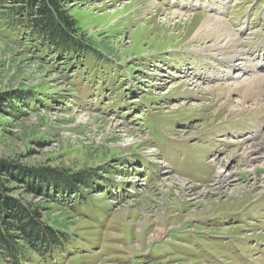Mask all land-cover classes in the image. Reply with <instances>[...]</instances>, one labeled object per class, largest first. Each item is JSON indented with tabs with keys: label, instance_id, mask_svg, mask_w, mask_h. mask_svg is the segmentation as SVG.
Wrapping results in <instances>:
<instances>
[{
	"label": "rangeland",
	"instance_id": "rangeland-1",
	"mask_svg": "<svg viewBox=\"0 0 264 264\" xmlns=\"http://www.w3.org/2000/svg\"><path fill=\"white\" fill-rule=\"evenodd\" d=\"M131 1L65 7L96 49L81 75L0 28V97L22 99L0 157L95 173L60 195L78 238L53 264H264V0ZM254 77L243 108L223 87Z\"/></svg>",
	"mask_w": 264,
	"mask_h": 264
},
{
	"label": "trees",
	"instance_id": "trees-1",
	"mask_svg": "<svg viewBox=\"0 0 264 264\" xmlns=\"http://www.w3.org/2000/svg\"><path fill=\"white\" fill-rule=\"evenodd\" d=\"M72 1L0 0V28L10 30L13 40L20 41L25 49L37 51L62 69L74 67L81 75L96 49L78 32L75 20L66 12L65 7ZM6 95L0 97V110L5 101L10 107H14L12 101L22 102L18 96L8 100L10 93ZM94 176L91 171L73 172L65 166L31 165L0 157V264H53L68 253L78 237L60 221L67 215L60 195L71 191L70 199L83 203L79 189L92 187ZM50 204L58 207L57 215L50 214ZM71 204L73 208L75 202Z\"/></svg>",
	"mask_w": 264,
	"mask_h": 264
},
{
	"label": "bare ground",
	"instance_id": "bare-ground-1",
	"mask_svg": "<svg viewBox=\"0 0 264 264\" xmlns=\"http://www.w3.org/2000/svg\"><path fill=\"white\" fill-rule=\"evenodd\" d=\"M141 2V0H132L130 2L131 5H134V7H138L139 6V3ZM129 3V2H127ZM154 3V2H153ZM128 4V6L130 5ZM148 4H152L150 1L148 2ZM146 4V5H148ZM155 5V4H154ZM124 8L126 6H123ZM122 7V8H123ZM132 7V6H131ZM117 9V8H116ZM141 9V8H140ZM139 10V9H137ZM142 10V9H141ZM131 12V11H130ZM134 12V11H133ZM132 12V14H133ZM139 12V11H138ZM141 12V11H140ZM114 13L116 12H113L112 15H114ZM119 13V12H118ZM135 14V13H134ZM168 16L170 15L171 18H173L174 16H178V17H181L182 14L179 13V12H176V11H171V12H168L167 13ZM181 15V16H180ZM156 16V15H155ZM191 16V15H190ZM169 17V18H170ZM194 17V16H193ZM166 18V17H165ZM187 19V18H186ZM147 20V19H146ZM166 20V19H164ZM190 20V19H189ZM192 20V18H191ZM167 21V20H166ZM169 21V20H168ZM190 22V21H189ZM180 27V26H179ZM207 29V23L206 21H202V23L198 26L197 30L195 31L194 35L196 36H200L201 34H203ZM260 82V78L259 77H254V78H248V79H244L243 81L237 83V84H234V85H230V84H227L225 87V91H233L236 87L240 86V87H243V97H242V101H241V104L243 106V108H246L245 107V100L246 99H249L251 97V95H253V89L254 87H256ZM219 88V87H218ZM219 90V89H218ZM223 89L220 88V91H222ZM260 100V99H259ZM235 140H233L234 142ZM255 153V152H254ZM244 157L246 158V153L244 152L243 153ZM248 158V157H247ZM255 158V157H254ZM217 177V180H218V184L217 186L219 185L220 188H222L223 186V182L224 181H227L228 179V176L230 177V174L228 172H223V171H216V175Z\"/></svg>",
	"mask_w": 264,
	"mask_h": 264
}]
</instances>
